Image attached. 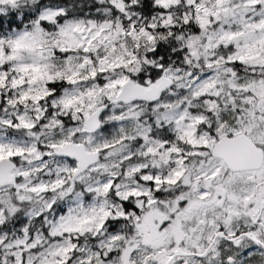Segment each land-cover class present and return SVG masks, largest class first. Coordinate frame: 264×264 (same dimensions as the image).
I'll return each instance as SVG.
<instances>
[{
    "label": "rangeland",
    "instance_id": "374dc122",
    "mask_svg": "<svg viewBox=\"0 0 264 264\" xmlns=\"http://www.w3.org/2000/svg\"><path fill=\"white\" fill-rule=\"evenodd\" d=\"M94 1L101 7L58 24L65 7L42 9L27 44L0 56V75L8 64L13 86L45 92L46 83L63 82L39 103L0 106V159L16 164L15 186L0 188V264H164L177 228L195 244L206 214L217 212L207 207L219 194L213 183L226 176L222 210L233 214L251 193L209 151L219 137L245 133L264 152V83L231 68L264 64V0H186L184 20L203 30L196 59L165 69L171 84L145 109L115 98L135 72L132 46L150 38L147 26L172 23L168 7L178 0H155L164 12L151 18L131 11L136 0ZM40 22L56 24L55 49L38 43ZM220 46L227 52L216 56ZM100 106L97 129L84 131ZM69 141L98 152V161L74 175L75 162L54 154ZM187 262L264 264V255L248 243Z\"/></svg>",
    "mask_w": 264,
    "mask_h": 264
},
{
    "label": "trees",
    "instance_id": "16d2710c",
    "mask_svg": "<svg viewBox=\"0 0 264 264\" xmlns=\"http://www.w3.org/2000/svg\"><path fill=\"white\" fill-rule=\"evenodd\" d=\"M101 5L94 0H16L12 5L0 6V56L1 54L7 55L16 43H19L20 46L21 42L27 44L23 40V35L32 29L31 25L36 22L37 15L42 9L65 7V14L56 17V24H58L64 17L78 16L93 11ZM130 8L134 14L144 18H151L164 12L163 7L158 5L155 0H136L130 5ZM168 11L171 12V24H157L152 28L147 26L150 38H139L135 45L128 40L131 46L133 45L135 54V72L128 73V77L136 83L143 84L145 79L152 83L162 75L165 69L181 70L188 59H196L194 53L197 52L203 30L195 18L184 20L186 0H178L176 5L168 7ZM39 24L40 30L36 32L38 43L44 47L51 46L55 49V44L58 43L56 24L42 22ZM215 51L218 53L216 56L220 52H227L223 46L218 47ZM7 67L8 64L3 65L4 75H0V106L6 103L14 105L15 100L20 107L25 98L27 102L37 100L39 103L42 101V97L47 99L48 94L53 93L63 84L62 80L48 82L44 86L45 92H42V89L23 88L21 85L13 86L12 81L17 77H13L6 70ZM231 68L236 74L245 75L251 72L253 73L251 75L260 77L264 83V64L244 67L240 63H234ZM27 76L29 74L25 75L26 78Z\"/></svg>",
    "mask_w": 264,
    "mask_h": 264
},
{
    "label": "flooded vegetation",
    "instance_id": "af4514ba",
    "mask_svg": "<svg viewBox=\"0 0 264 264\" xmlns=\"http://www.w3.org/2000/svg\"><path fill=\"white\" fill-rule=\"evenodd\" d=\"M157 80L158 79H156V81ZM152 83H149L148 85L144 84V86L147 87ZM156 101L157 99L153 101L134 100L124 102V104L137 103L139 104L138 107L143 105L142 107H144L145 109V107H148L149 104L152 105ZM232 136L234 135H228V137ZM221 137H219L218 139H220ZM252 142L254 143V141ZM254 144L256 145V147L260 148L256 143ZM212 146L209 151L211 157L216 158L223 164L225 172H229L231 174H238L240 176L238 177L239 183L247 182L248 184H250L251 193L245 199V202L242 200L241 196H239L242 201V206L238 209L237 214H233L230 213V210L227 208L225 210H222L228 200V189L225 181L227 180L226 176L224 175L222 178H220L217 183H213V191L215 187L217 191H219V194L216 197L211 198V200L207 202V207L214 208L217 210V212H208V214H206L208 216H205L204 218L205 220H207V228L201 230L197 240L195 241V244L192 242L193 233H187L184 232L185 230L177 228V240L171 247L172 249L170 256L167 257L164 264H172L176 262L180 264H187L188 259L205 258L208 255L210 256L212 251L216 249L225 250L228 248L230 250H240L242 246L248 243L259 248V250L264 255V175H258L259 170H264V152L262 148H260L262 150L261 167L257 169L234 171L229 168L221 158L215 157L211 154ZM149 161L153 162V164L156 165L157 157L154 156L152 160ZM158 162L159 164H161L159 160ZM178 182L179 180H176L175 185H178ZM156 196L160 197L157 194ZM236 198V195H234L235 204L237 200ZM199 206L200 203L195 204L193 207L199 208ZM188 208L190 209L191 206H189ZM190 220V218L187 219V221ZM187 224L190 225L189 223ZM201 246V250L197 249V247ZM218 252L220 254H223L222 251ZM174 253L175 255L172 256Z\"/></svg>",
    "mask_w": 264,
    "mask_h": 264
},
{
    "label": "water",
    "instance_id": "95a60500",
    "mask_svg": "<svg viewBox=\"0 0 264 264\" xmlns=\"http://www.w3.org/2000/svg\"><path fill=\"white\" fill-rule=\"evenodd\" d=\"M171 84V80L162 75L157 81L144 86L132 80L125 81L115 98V102H129L134 100L153 101L160 97ZM102 106L93 110L83 122L84 131L93 132L98 127V117ZM57 157H65L75 162L74 175H78L86 171L90 166L94 165L99 154L96 151H88L84 144L69 141L54 150ZM211 154L221 158L224 163L232 170L257 169L262 165V150L252 142L246 134H238L232 137L223 136L218 139L212 146ZM16 164L8 158L0 159V188L5 186H15V176L12 171ZM175 253L172 255L174 256Z\"/></svg>",
    "mask_w": 264,
    "mask_h": 264
}]
</instances>
